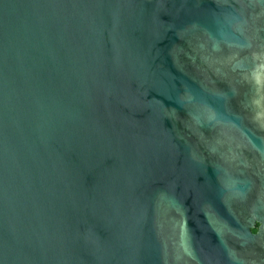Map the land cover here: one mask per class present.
<instances>
[{"label": "water", "instance_id": "95a60500", "mask_svg": "<svg viewBox=\"0 0 264 264\" xmlns=\"http://www.w3.org/2000/svg\"><path fill=\"white\" fill-rule=\"evenodd\" d=\"M0 264H264V0H0Z\"/></svg>", "mask_w": 264, "mask_h": 264}, {"label": "flooded vegetation", "instance_id": "af4514ba", "mask_svg": "<svg viewBox=\"0 0 264 264\" xmlns=\"http://www.w3.org/2000/svg\"><path fill=\"white\" fill-rule=\"evenodd\" d=\"M257 230V227L256 228H253V231H256Z\"/></svg>", "mask_w": 264, "mask_h": 264}]
</instances>
